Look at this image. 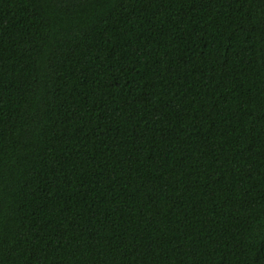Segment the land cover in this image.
Here are the masks:
<instances>
[{
	"label": "trees",
	"instance_id": "16d2710c",
	"mask_svg": "<svg viewBox=\"0 0 264 264\" xmlns=\"http://www.w3.org/2000/svg\"><path fill=\"white\" fill-rule=\"evenodd\" d=\"M0 264H264V0H0Z\"/></svg>",
	"mask_w": 264,
	"mask_h": 264
}]
</instances>
